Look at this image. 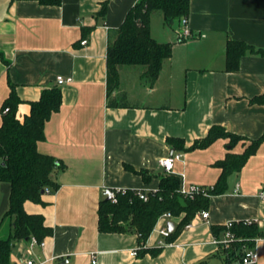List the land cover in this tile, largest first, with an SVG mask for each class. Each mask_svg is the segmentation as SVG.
Instances as JSON below:
<instances>
[{"label":"crops","instance_id":"0c3cea01","mask_svg":"<svg viewBox=\"0 0 264 264\" xmlns=\"http://www.w3.org/2000/svg\"><path fill=\"white\" fill-rule=\"evenodd\" d=\"M106 1V17H98ZM138 1L62 0L52 6L0 0V128L12 91L21 100L20 120L44 90L62 91V105L38 143L41 153L59 162L53 175L59 188L44 194L45 205L25 203L27 213L43 215L53 234L43 246L33 238L15 243L12 264H233L220 243L223 230L249 220L258 221L262 235L243 250H256L257 264H264V202L257 196L264 188V104L251 102L264 97V57L246 54L238 72H229L226 63L230 41L264 49V0H191L187 19L194 37L186 40L179 38L180 22L155 36L152 19V36L173 44L171 58L154 86L142 78L144 71L121 67L119 86L109 96V37ZM58 76L71 81L59 85ZM123 95L128 107L108 106L109 98ZM214 127L244 139L179 151L183 158L171 173L161 167V159L177 153L168 138L190 148ZM259 138L256 153L228 177L225 192L210 195L209 217L198 213L173 243L159 230L168 221L176 227L183 216L161 217L144 247L135 233L100 232L98 209L108 190L156 192L161 177L171 175L181 180L182 193L192 187L209 193L222 174L217 163L228 153L243 154ZM0 190L3 239L12 232L11 219L4 218L11 186L2 183ZM152 249L159 254L145 253Z\"/></svg>","mask_w":264,"mask_h":264},{"label":"trees","instance_id":"16d2710c","mask_svg":"<svg viewBox=\"0 0 264 264\" xmlns=\"http://www.w3.org/2000/svg\"><path fill=\"white\" fill-rule=\"evenodd\" d=\"M41 5L59 6L62 0H33ZM191 0H139L128 12L123 25L111 32L108 45V95L116 90L120 81L121 67L143 66L142 78L150 85L158 80L164 62L173 54L172 43L157 41L151 32V21L155 11L164 14L165 23L171 27L181 23L190 12ZM108 2H104L98 17L105 18ZM246 54L264 57V49L256 48L246 42L230 41L227 45L226 63L229 72H238L240 60ZM264 104V97L251 101ZM21 100L14 91L7 99L3 123L0 128V186L8 183L11 186L9 209L4 218L12 221V232L9 237L0 239V264H12L15 243L36 238L39 242L52 236L53 230L45 224L41 214H29L25 210L26 202L46 204L43 200L45 193H55L59 185L54 180V171L59 162L50 155L41 153L38 143L45 139V124L51 116L58 112L62 105V91L58 87L44 90L40 100L31 102L30 114L23 120L17 116ZM110 107H128L125 95L121 98H109ZM229 138V144L234 146L243 140L242 136L225 131L220 127L210 130L208 136L196 141L193 146L186 148L182 139L168 138V143L175 151H188L197 148H207L218 139ZM261 139L252 141L243 154L228 153L227 157L217 163L222 174L212 190L195 195L193 199L186 197L180 190L177 177L165 175L160 179L158 191L146 193L140 190H125L113 192L116 202L103 200L99 204V230L102 233H135L138 235L140 246L144 247L150 238L159 219L170 214L173 218L181 216V222L166 239L173 243L181 231L191 224L193 218L200 212L208 210L210 195L221 194L226 190L228 177L239 172L247 159L256 153ZM145 179V173H141ZM148 179V178H147ZM1 191V190H0ZM146 193L147 200L141 199L139 193ZM257 223H234L230 231L235 242L227 249L228 261H239L247 250H243L246 242L262 235L256 227ZM216 231L215 228H212ZM235 244V245H234ZM142 251V250H140ZM153 256L160 250H148L145 253ZM231 264V263H230Z\"/></svg>","mask_w":264,"mask_h":264},{"label":"built area","instance_id":"2783aa9c","mask_svg":"<svg viewBox=\"0 0 264 264\" xmlns=\"http://www.w3.org/2000/svg\"><path fill=\"white\" fill-rule=\"evenodd\" d=\"M194 35L192 33V31L190 30V28L188 27V19L187 18H184L182 21H181V28L179 30V38L181 40H186V39H190V38H193ZM86 42L84 41L83 44H85ZM71 79H66L64 78L63 76H58L57 77V83L59 85H62L66 82H70ZM9 109L6 108L4 110V113L8 112ZM181 158H183V153L182 152H177V153H174L173 155L167 157V158H164V159H161L160 160V165L162 168H164V170L167 172V173H171L173 171V168H174V164L176 161L180 160ZM200 193H204L206 194V190L205 189H202L200 187H192L189 191L187 192H183V194L190 198V199H193L194 197H196L195 195L197 194H200ZM139 196L141 199H144V200H147L148 199V196L146 193H142L140 192L139 193ZM258 198L264 202V188L261 189L258 194H257ZM112 199L114 202H116V198L113 194L112 196ZM202 216L204 219H207L209 217V212L207 211H203L202 212ZM162 218L164 219H170L171 218V215L170 214H165L162 216ZM258 221L257 220H249V221H244V223L246 224H252V223H257ZM235 222H230L227 224V228L230 229L232 227V225L234 224ZM189 226V225H188ZM159 233L160 235L164 238V239H167L171 232H169L168 228L165 226L163 228H161L159 230ZM235 240V237L234 235L228 231L226 233V237L224 240L220 241V243L222 245H224L227 249H229L231 243ZM32 243L34 245H44V243H40L36 238H33L32 239ZM137 255V251H133V254L132 256H136ZM258 262V252L256 250H247L243 256V258L233 264H257ZM93 263H96V261H94ZM25 264H35L34 261L32 260H28Z\"/></svg>","mask_w":264,"mask_h":264},{"label":"rangeland","instance_id":"374dc122","mask_svg":"<svg viewBox=\"0 0 264 264\" xmlns=\"http://www.w3.org/2000/svg\"><path fill=\"white\" fill-rule=\"evenodd\" d=\"M152 19H153V25H155L154 26V34H155V36H159L158 34L161 33L160 30L166 29L168 31L170 29V27H171V26H169V25H167L165 23L164 14L161 11H157V12L155 11V13L152 16ZM173 27L176 28L177 24L175 23ZM173 27H171V29ZM127 68H131L132 69V70L131 69L129 70V71H131L129 73H132L134 71V73H136V74H138V73H140V72H142L144 70L143 66H139V67L138 66H134V67H127ZM4 238H7V237H4Z\"/></svg>","mask_w":264,"mask_h":264},{"label":"water","instance_id":"95a60500","mask_svg":"<svg viewBox=\"0 0 264 264\" xmlns=\"http://www.w3.org/2000/svg\"><path fill=\"white\" fill-rule=\"evenodd\" d=\"M42 193L45 194V191L43 190ZM106 194H107L106 200H111L112 196H113V192L108 190L106 192ZM167 228H168L169 232L172 233L174 231V229H175V224L172 221H168L167 222Z\"/></svg>","mask_w":264,"mask_h":264}]
</instances>
